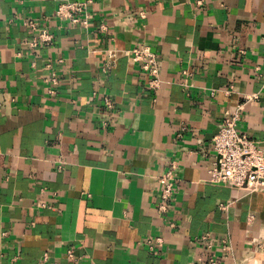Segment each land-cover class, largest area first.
<instances>
[{
	"label": "crops",
	"instance_id": "crops-1",
	"mask_svg": "<svg viewBox=\"0 0 264 264\" xmlns=\"http://www.w3.org/2000/svg\"><path fill=\"white\" fill-rule=\"evenodd\" d=\"M64 1L78 0H0V264H264V190L209 173L239 107L264 150V0H90L88 26L55 16ZM28 21L55 43L30 47ZM140 45L159 57L157 92L126 54Z\"/></svg>",
	"mask_w": 264,
	"mask_h": 264
},
{
	"label": "built area",
	"instance_id": "built-area-1",
	"mask_svg": "<svg viewBox=\"0 0 264 264\" xmlns=\"http://www.w3.org/2000/svg\"><path fill=\"white\" fill-rule=\"evenodd\" d=\"M91 3L90 0L64 1L56 9L55 16L73 26H88ZM27 23L34 30V37L29 41L30 47H50L55 43V36L49 29L37 27L34 21H28ZM102 30L107 31L108 27L103 25ZM126 54L132 58L134 63L140 66L149 88L155 92L160 90L163 80L160 74L157 53L147 45H140ZM116 58L117 51L115 49L104 51L103 71L105 73L112 69ZM46 82L51 83L52 87L59 84L57 77L48 79ZM50 92L54 94L55 90ZM107 105H111L110 101H107ZM242 111L243 108L239 107L228 115L223 121L218 134L214 137L213 150L216 154V161L209 173L213 183L223 184L234 189L259 192L264 190V150L261 143H257L238 130V125L242 119ZM177 170L176 163H172L160 178L161 190L158 211L163 216H166L172 207L179 182ZM162 243L161 238H155L148 240L147 245L153 251L157 245ZM197 243L203 244L209 250L213 248L208 234L199 237ZM222 244L223 251H227L229 249L228 241L223 240ZM69 255L72 256V252ZM204 264H220V261L212 255Z\"/></svg>",
	"mask_w": 264,
	"mask_h": 264
},
{
	"label": "water",
	"instance_id": "water-1",
	"mask_svg": "<svg viewBox=\"0 0 264 264\" xmlns=\"http://www.w3.org/2000/svg\"><path fill=\"white\" fill-rule=\"evenodd\" d=\"M218 132H219V131H218ZM218 132L216 133V135L218 134ZM216 135H215V136H216Z\"/></svg>",
	"mask_w": 264,
	"mask_h": 264
}]
</instances>
